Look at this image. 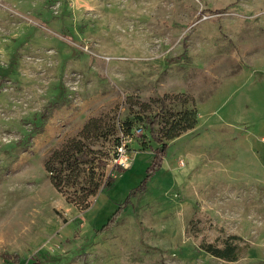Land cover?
Returning a JSON list of instances; mask_svg holds the SVG:
<instances>
[{
	"label": "rangeland",
	"instance_id": "374dc122",
	"mask_svg": "<svg viewBox=\"0 0 264 264\" xmlns=\"http://www.w3.org/2000/svg\"><path fill=\"white\" fill-rule=\"evenodd\" d=\"M92 118L129 165L82 210L44 163ZM0 264H264V0H0Z\"/></svg>",
	"mask_w": 264,
	"mask_h": 264
},
{
	"label": "trees",
	"instance_id": "16d2710c",
	"mask_svg": "<svg viewBox=\"0 0 264 264\" xmlns=\"http://www.w3.org/2000/svg\"><path fill=\"white\" fill-rule=\"evenodd\" d=\"M164 113H166L165 102L162 103L160 113L147 119L154 139L162 147L159 158L164 154L167 143L158 137L155 127L161 121ZM180 115V120L172 123L170 130L164 134V139H176L183 133L195 128L197 119L194 110L187 109ZM131 129L132 126L129 125L122 131H124L125 136H129ZM106 137L107 135L102 132L100 120L92 118L85 124L78 137L54 150L44 163L45 171L54 188L66 197L68 203L74 204L82 210L91 206L92 198H95L105 188L112 186L116 180L113 177L114 173L122 174L127 170L119 165H114L109 169L108 161L102 156L101 150L95 148V144L101 139H106ZM90 139L95 140V142L93 144L88 143ZM115 145L118 149L122 145V140L117 139ZM232 239L236 238L232 237ZM206 250L220 259L228 261L238 259L236 248L231 245H227L223 249L209 245Z\"/></svg>",
	"mask_w": 264,
	"mask_h": 264
},
{
	"label": "built area",
	"instance_id": "2783aa9c",
	"mask_svg": "<svg viewBox=\"0 0 264 264\" xmlns=\"http://www.w3.org/2000/svg\"><path fill=\"white\" fill-rule=\"evenodd\" d=\"M118 159L116 160V164H118L119 166L123 167L126 169V167H128V155H127V151H126V144H122L119 148H118V153H117Z\"/></svg>",
	"mask_w": 264,
	"mask_h": 264
}]
</instances>
